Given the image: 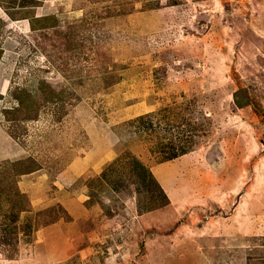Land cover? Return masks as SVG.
Here are the masks:
<instances>
[{"label":"rangeland","instance_id":"374dc122","mask_svg":"<svg viewBox=\"0 0 264 264\" xmlns=\"http://www.w3.org/2000/svg\"><path fill=\"white\" fill-rule=\"evenodd\" d=\"M0 264H264V0H0Z\"/></svg>","mask_w":264,"mask_h":264},{"label":"trees","instance_id":"16d2710c","mask_svg":"<svg viewBox=\"0 0 264 264\" xmlns=\"http://www.w3.org/2000/svg\"><path fill=\"white\" fill-rule=\"evenodd\" d=\"M145 121H146V119L145 118H140V122H139V124L140 125H138L139 127H142V124H144L145 123ZM146 124V123H145ZM180 150H181V152H180V154L182 155V154H184L186 151H187V149L186 148H184V146H181L180 147ZM177 157V155H173V156H171V154H169V156H168V159H172V158H176ZM13 220L14 219H12V222H13ZM14 223V222H13ZM6 227H9V226H6ZM16 227V226H15ZM14 227V228H15ZM16 230V229H15ZM6 236V235H5ZM2 240V239H1ZM1 242H4V241H1Z\"/></svg>","mask_w":264,"mask_h":264}]
</instances>
